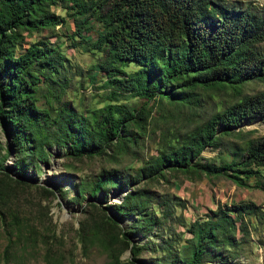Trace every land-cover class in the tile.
I'll return each instance as SVG.
<instances>
[{"label":"rangeland","instance_id":"obj_1","mask_svg":"<svg viewBox=\"0 0 264 264\" xmlns=\"http://www.w3.org/2000/svg\"><path fill=\"white\" fill-rule=\"evenodd\" d=\"M85 1L92 7L103 3V10L111 2ZM219 1L264 11V0ZM69 6L60 1L49 5L62 20L19 30L5 51L17 54L37 42L53 47L55 64L31 69L39 76L34 106L42 112L34 131L17 136L0 123V264H264L262 179L255 184L249 177L237 185L194 167L148 171L156 156L189 141L214 113L242 95L264 90V81L198 85L176 99L136 94L112 81L124 78L123 73L102 67L104 52L93 45L102 30L96 13L78 17L87 20L78 36ZM117 66L125 74L137 68L132 61ZM110 102L119 103V110H135L140 118L125 121L123 136L105 143L102 152L73 155L49 145L61 106L92 126ZM215 130V141L191 161L219 164L231 153L237 157L249 139L264 133V118L245 119L226 130L216 125ZM96 184L101 185L92 194ZM240 202H253L256 214L232 213L233 227L220 220L216 240L203 244L197 262L188 263L194 245L189 228L217 206L225 211ZM117 204L126 210L122 222L107 212Z\"/></svg>","mask_w":264,"mask_h":264},{"label":"trees","instance_id":"obj_2","mask_svg":"<svg viewBox=\"0 0 264 264\" xmlns=\"http://www.w3.org/2000/svg\"><path fill=\"white\" fill-rule=\"evenodd\" d=\"M58 1L69 2L78 36L84 33L87 15L96 13L102 30L93 45L104 52L102 67L123 73L124 78L113 77L112 81L136 94L176 99L184 98L185 92L198 85L235 87L252 79L264 81V11L219 0H111L105 10L101 9L103 3L92 7L85 0H0V123L5 130L13 129L14 135L34 131L40 124L42 112L34 106L33 96L39 76L31 69L34 64L40 69L52 68L55 58L53 47L37 42H29L17 54L5 51L21 35L19 30L60 22L62 18L48 8ZM128 61L137 68L125 74L117 65ZM118 105L110 102L102 107V115L94 117L92 126L85 124L81 114L61 106L49 145L63 146L73 155L102 152L105 143L123 136L125 121L140 118L135 110H119ZM253 117L264 118V90L242 95L214 113L193 131L189 141L156 156L148 171L163 166L194 167L205 174L227 176L237 185L245 184L249 177L255 184L264 181V133L249 139L237 157L231 153L229 160L219 164L191 161L202 147L215 141L216 125L226 130ZM100 185L92 187L91 193ZM225 209L217 206L205 220L189 228L194 245L188 263L197 262L203 244L216 240L220 220L233 227L232 213L255 215L257 205L240 202ZM110 213L122 220L126 210L117 204L111 206Z\"/></svg>","mask_w":264,"mask_h":264},{"label":"water","instance_id":"obj_3","mask_svg":"<svg viewBox=\"0 0 264 264\" xmlns=\"http://www.w3.org/2000/svg\"><path fill=\"white\" fill-rule=\"evenodd\" d=\"M56 195H57V193H56ZM110 208H111V206H108V209H107V210H109V211H107V212L110 214V216H111L112 218H115L118 222H122V220L117 219L115 215H113L112 213H110Z\"/></svg>","mask_w":264,"mask_h":264}]
</instances>
